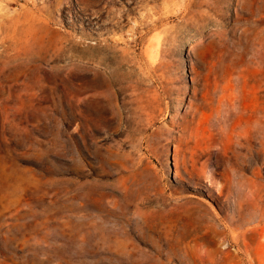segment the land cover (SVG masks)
Here are the masks:
<instances>
[{
  "label": "rangeland",
  "instance_id": "obj_1",
  "mask_svg": "<svg viewBox=\"0 0 264 264\" xmlns=\"http://www.w3.org/2000/svg\"><path fill=\"white\" fill-rule=\"evenodd\" d=\"M0 264H264V0H0Z\"/></svg>",
  "mask_w": 264,
  "mask_h": 264
}]
</instances>
